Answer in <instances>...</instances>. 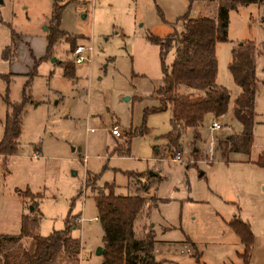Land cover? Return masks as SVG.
I'll return each mask as SVG.
<instances>
[{
  "label": "rangeland",
  "instance_id": "obj_1",
  "mask_svg": "<svg viewBox=\"0 0 264 264\" xmlns=\"http://www.w3.org/2000/svg\"><path fill=\"white\" fill-rule=\"evenodd\" d=\"M53 2L0 0V140L7 98L22 100L23 89L29 95L16 150L0 153V233H19L27 215L36 218L34 231L47 235L65 228L70 212L76 214L70 233L81 241L79 264H96L103 229L95 220L94 196L113 184L116 193L151 198L135 222L137 232L153 228L151 221L167 225L157 232L168 241L157 246L156 264H226L217 262L216 254H227L233 235L225 220L235 206L224 202L226 197L241 206L253 233H264V166L256 163L264 149V7L250 3L229 10L228 39L216 45V79L229 89L232 103L221 118L207 116L198 136L187 128L179 139L181 158L173 159L170 110H147L159 104L155 90L163 76L159 45L149 35L181 31L185 13L216 16L218 0H59V25L75 42L60 39L33 69L35 58L45 54ZM12 30L17 40L29 43L20 42L9 61L2 52ZM247 39L258 48L252 142L248 152L224 155L219 142L242 130L231 108L240 87L228 62L231 48ZM79 43L91 46L84 52L90 59L74 64ZM173 51L166 53L165 64ZM61 60L74 66L72 76L64 75ZM214 119L221 129L209 127ZM114 124L120 136L111 133ZM151 172L155 194L147 195Z\"/></svg>",
  "mask_w": 264,
  "mask_h": 264
},
{
  "label": "trees",
  "instance_id": "obj_2",
  "mask_svg": "<svg viewBox=\"0 0 264 264\" xmlns=\"http://www.w3.org/2000/svg\"><path fill=\"white\" fill-rule=\"evenodd\" d=\"M261 2L264 0H218L216 16L189 17L185 13L181 16V31L174 30L165 36L149 35L150 39L159 45L163 76L162 84L155 90L159 104L147 110H170L172 129L167 136L174 150L179 151L180 136L187 128H193L194 135L198 136V128L203 124L207 113L218 117L227 111L230 92L226 86L216 81V45L219 41L228 39L230 9ZM62 7L63 4L59 0H54L46 32L45 54L35 58L33 69L42 58H49L53 46L60 39L66 37L69 43L75 42V38L68 36L59 25ZM261 18L264 21V14ZM16 43L17 39L12 30V40L2 52L4 59L10 61L14 58ZM171 49H174L172 61L165 64L166 53ZM257 50V46L250 39L243 40L231 48L228 68L240 87L232 110L241 123L242 130L219 142L224 155L229 151L248 152L252 142ZM60 63L64 75L72 76L74 66L70 61L61 60ZM28 72L27 74L31 75L34 71ZM28 99L29 95L25 89L22 100L12 101L7 98L8 111L4 136L0 140V153L11 154L16 150L21 129L20 115ZM121 150L122 148L120 152ZM256 163L264 166V149ZM91 178H86L88 184ZM94 199L103 229L102 247L105 248V251L99 254L101 257L96 264H156L154 229L139 233L135 228V222L142 210L152 203L151 198L139 193H116L114 185L109 184L106 190L99 189ZM74 216L76 214L69 212L65 228L41 235L34 231L36 218L23 215L19 233H0V264H79L81 241L70 233L71 228L76 225L72 220ZM227 223L243 244L240 264H248L254 240L250 222L240 216H233Z\"/></svg>",
  "mask_w": 264,
  "mask_h": 264
},
{
  "label": "crops",
  "instance_id": "obj_3",
  "mask_svg": "<svg viewBox=\"0 0 264 264\" xmlns=\"http://www.w3.org/2000/svg\"><path fill=\"white\" fill-rule=\"evenodd\" d=\"M258 6H263L264 7V2H261V3H256ZM46 41H47V39H46ZM20 42H25L26 44H28L29 42L28 41H25V39H24V37L22 38L21 36H20V39L19 40H17V43H16V52H17V46H19V44H20ZM16 52H15V54H16ZM14 59V58H13ZM217 77V76H216ZM216 81H217V83H221V82H219L218 81V79H216ZM236 99V98H235ZM232 103V99H231V94H230V97H229V106H230V104ZM233 105L234 104H232V109H233ZM207 116H209L210 117V119H212L214 116L211 114V113H207L206 115H205V118H207ZM223 115H220V116H218L219 118H221ZM204 118V119H205ZM114 135V134H113ZM226 137H227V135H226ZM154 176H156V173H154V172H151V174L149 175H146V177L149 179V181H148V184L146 185V186H148V188H146V186H145V191L144 192H147V195H150V194H155V193H153L152 192V190H150V184L152 183V179H153V177ZM143 195V194H142ZM157 197V196H156ZM158 198V197H157ZM232 202L233 204H234V206H235V208H234V210H231V212H230V214H228V218L225 220L226 221V223H227V221L231 218V217H233V216H240V217H242V218H244V219H247V217L245 218V217H243L242 216V211H241V206H239L238 205V203H236L235 201H233V200H229V198L228 197H226L225 198V201L224 202ZM157 204V202L155 203V205ZM154 206V205H153ZM152 206V207H153ZM151 207V208H152ZM151 208L149 209V213H150V211H151ZM148 216H149V214H148ZM150 218V217H149ZM248 220V219H247ZM136 224V223H135ZM151 225H152V227H153V229L155 230V242H154V255H155V257H156V251H157V246H159V245H161V246H166L167 245V241L168 240H164V239H162V238H160L159 236H158V234H157V232L158 231H163L165 228H167V225H165V224H159L158 226L153 222V221H151V223H150ZM228 224V223H227ZM251 224V223H250ZM229 226V225H228ZM136 228V227H135ZM229 228H231L230 226H229ZM231 230H232V234L233 235H230L229 236V238L231 239L230 240V242H228L227 243V245L229 246V251L227 252V254L226 253H224L222 250H218L217 251V256H218V258H217V262H220V263H229V264H240L241 263V261H242V259H241V257H240V253L243 251V244H242V242L240 241V239H239V237L237 236V234L234 232V230L231 228ZM234 238H236V239H234ZM158 244V245H157ZM236 245L237 246H239V248H237L236 247ZM241 246V247H240ZM196 254H198V252H195L194 254H193V256L194 255H196ZM222 254H225V256H221ZM229 254H232V256L233 257H235V259L234 260H232L231 258H230V260L228 261V262H225L226 261V259H223L222 257H225L226 258V256H228ZM201 257V256H200ZM200 257H199V260H200V262H201V259H200ZM161 259H167V258H161ZM192 260L194 261L195 259L194 258H192ZM194 262H191V263H189V264H193ZM202 263V262H201ZM174 264V263H173ZM203 264H207V263H205V262H203ZM248 264H264V233H259V234H257L256 232L254 233V240H253V246H252V251H251V258H250V260H249V263Z\"/></svg>",
  "mask_w": 264,
  "mask_h": 264
},
{
  "label": "built area",
  "instance_id": "obj_4",
  "mask_svg": "<svg viewBox=\"0 0 264 264\" xmlns=\"http://www.w3.org/2000/svg\"><path fill=\"white\" fill-rule=\"evenodd\" d=\"M91 50V46L88 44H84V43H79L78 45H76L73 49V61L74 64H79L81 62H83L85 59H90V55H85V51H90ZM209 127L212 130H218L221 129L223 127V124L221 121H219L218 119H214L212 120V122L209 124ZM111 133L116 135V136H120L121 135V131L120 128L117 124H114L111 129H110ZM33 156L37 157L38 156V149H35L33 152ZM181 158V154L180 151H176L175 155L173 156V159H180ZM80 219V218H79ZM95 220H99L98 216H95Z\"/></svg>",
  "mask_w": 264,
  "mask_h": 264
},
{
  "label": "water",
  "instance_id": "obj_5",
  "mask_svg": "<svg viewBox=\"0 0 264 264\" xmlns=\"http://www.w3.org/2000/svg\"><path fill=\"white\" fill-rule=\"evenodd\" d=\"M55 58L53 57V60H54ZM31 208H32V206H31ZM105 251V248L104 247H102V245H99V246H97L96 247V249H95V253L96 254H101V253H103Z\"/></svg>",
  "mask_w": 264,
  "mask_h": 264
}]
</instances>
